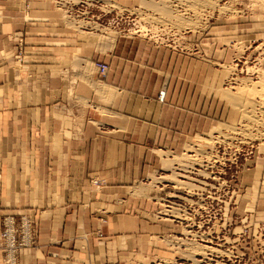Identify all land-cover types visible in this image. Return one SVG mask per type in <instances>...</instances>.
I'll list each match as a JSON object with an SVG mask.
<instances>
[{"label":"crops","instance_id":"crops-1","mask_svg":"<svg viewBox=\"0 0 264 264\" xmlns=\"http://www.w3.org/2000/svg\"><path fill=\"white\" fill-rule=\"evenodd\" d=\"M233 24L188 36L191 54L79 34L53 0H0V220L33 212L39 223L38 245L19 264H146L171 252L160 236L181 226L154 220L144 182L165 167L159 154H183L214 126L202 112V73L209 83L218 62L236 58L220 44L230 31L247 32L245 42L264 36ZM99 62L109 66L105 79ZM258 154L233 183L240 214L259 233L264 146Z\"/></svg>","mask_w":264,"mask_h":264},{"label":"rangeland","instance_id":"rangeland-1","mask_svg":"<svg viewBox=\"0 0 264 264\" xmlns=\"http://www.w3.org/2000/svg\"><path fill=\"white\" fill-rule=\"evenodd\" d=\"M111 1L116 2L121 9L125 8L131 11L130 26H127L126 29L129 32L118 34L114 29L110 30L109 28L108 32L105 30L107 34L104 32L89 33L76 30L69 25L71 30L90 36H123L142 39L148 38H145L144 33H141V36H139L140 34L134 35L136 26L142 31H150L148 34H152V36L175 30L178 34L185 35L180 51L191 54L194 52V48L197 49V46L194 48L191 46L195 42H192L188 36L204 33L211 28V23L215 21L221 27H228L234 25L233 22H239L240 29H243L244 25L252 28L249 35H264V0H142L137 6H127L118 0ZM59 12L64 18V14ZM246 18L247 23H242L241 20ZM228 19L232 21L231 24L224 25V23L227 24ZM134 24L135 26H133ZM66 25L68 26V23ZM163 29L164 31H162ZM246 33L230 31L228 34L235 36L226 42L220 41V44H226L227 48L234 52L236 58L228 62H218L215 67L217 69L213 72L214 77L209 83L205 82V79L208 81L209 73L205 71L202 73L204 80L202 112L205 116L212 114L216 117L214 126L198 135L197 142L199 144L189 145L181 155L168 156L169 154L163 153L162 156V153L161 155L158 153L160 159L166 162L164 170H158L144 182L149 188L148 196H151V200L157 203V210L153 215L154 220L181 226L179 232L160 236L171 252L165 255L155 254L148 259L146 264H168L171 261L174 264H180L185 262L184 260L190 264H198V257L203 256L195 257L194 255L201 246L208 250H214L215 255L216 253L222 254L216 248H210L200 243L202 241L200 237L203 238L205 235L200 236L199 231L195 228L197 225L201 228L203 223H197V217L191 213L193 211L190 209L197 206L203 208L202 200H193L198 193L201 195L202 192L207 191V187H203L205 184L202 181H206V178L202 177L204 176L203 171L209 175L211 173V177H222L216 183L211 180L206 181L215 187L209 191L211 194L205 192V195L202 196L205 202L207 201V206L200 210L202 212L200 219L205 222V230L207 231L209 227L231 226V230L223 231L220 236L232 237L231 241L237 245L239 250L243 249L242 245L245 246L244 250L247 252L246 259L249 264H264V228H261L259 233L255 232L251 226L255 223L245 220V217L240 214L237 204L241 187L233 183L238 179L239 173L247 168L249 161L259 156L258 152L263 146L258 149V143L241 142V147H237L239 150L237 153L230 149L236 148L233 147V142L237 135L236 129L240 128V125L254 123L257 127H264V36L262 38L258 36L255 40H250L251 42L247 39L246 42L250 43L246 45L245 40L238 38ZM153 39L157 42L156 38ZM251 134L247 131L241 135L245 139ZM191 150H196L198 154H201L200 158L213 163L209 165L211 168H201L206 166L203 163V166L196 165L187 173L181 172L182 167H180L179 161H185L189 156L197 154L191 153ZM170 157L178 159L169 161ZM224 162L227 166L220 164ZM174 174L177 176L182 174L185 177L176 178V176L173 177ZM178 181L194 185L196 187L195 194L189 195L188 190L177 188ZM199 197L197 196L196 199ZM173 211H177L181 219H177L172 213ZM242 228L248 229V233L244 237H242Z\"/></svg>","mask_w":264,"mask_h":264},{"label":"built area","instance_id":"built-area-1","mask_svg":"<svg viewBox=\"0 0 264 264\" xmlns=\"http://www.w3.org/2000/svg\"><path fill=\"white\" fill-rule=\"evenodd\" d=\"M53 2L55 8L64 14V18L66 23H68V26L70 25L76 30L79 29V31L89 33L104 32V34H107V30H109L110 28V30L114 29L118 34L123 32H129V30L126 31V29L127 26H130L129 15H131L132 13L131 11L125 8L121 9V7L114 1L112 2L111 0H53ZM133 26H135V24ZM162 31H164V29ZM149 32L142 31L138 28V26H136V31H134L133 34H140L139 36H141V33H144L145 38H148V40L153 41L157 45L165 46L167 48L169 47L177 51L182 50V41L185 35L178 34V32L175 30L168 31L163 34L159 33L158 35L153 36L152 34H148ZM150 35L151 37H149ZM153 38H156L157 42ZM20 56L21 53L19 57ZM96 66L98 69V76L101 79H105L109 71V66L102 62L97 63ZM164 97L165 95L163 93L160 96V99L163 100ZM240 126V128L236 129L237 135L234 139L235 143L233 142V147L236 148H230L231 150H234V152L237 153L239 151L237 147H241V142H244L246 144L258 143V149L264 146V127H257L254 123H247ZM247 131L251 132L252 134L250 137L248 136L244 139L241 134ZM251 153L253 152L251 151ZM215 162L217 163V161H214V163ZM204 163L206 166H203L201 168H211L209 165L213 164L209 163L207 159ZM220 164L222 166H227L226 162ZM203 175L204 176L202 177L204 179L206 178V181L211 180L213 183H216L217 181L219 182L222 179V177L218 176L211 177V173L209 175L205 173V171H203ZM206 181H202L205 184L203 185V187H207V191L205 192L211 194V192L209 191L214 189L215 186L207 183ZM93 184L101 185L99 181H93ZM200 185L202 186V184ZM205 192H202L204 194L201 193V195H199L200 193H198L197 196H200L199 198L196 199L197 196L193 198L194 201L202 200V202H204V204L202 203L203 208H200L198 206L190 208L193 211L191 213L195 214L197 217V223H203L201 228H199V226L197 225L195 230L199 231L200 236H203V234L205 235L204 238L200 237V240H202L200 241L201 244L209 246L210 248H216L217 250L221 251L222 254L218 255L216 253L215 255V253L210 251L209 253L211 254L208 255L206 258L198 257V264H249L248 260L246 259L247 252H245L244 250L245 246L242 245L241 247L243 249L239 250L236 247L237 245H234L231 241L232 237H226V235H223L222 237L220 236L223 231L228 232V229H230L231 226H224L220 228L209 227L207 231L205 230V222L200 219L202 215V212L200 210L204 209L207 206V201L205 202V199L202 198V196L205 195ZM0 226V255L3 257V260L6 264H19L22 251L34 249L37 247L39 236V223L36 219L35 213L28 212L22 214L5 215L0 220ZM247 233L248 229L242 228V237L247 235ZM214 234L216 235L214 236ZM184 261L185 262H182L180 264H190L186 260ZM168 264H174V262L171 261Z\"/></svg>","mask_w":264,"mask_h":264},{"label":"bare ground","instance_id":"bare-ground-1","mask_svg":"<svg viewBox=\"0 0 264 264\" xmlns=\"http://www.w3.org/2000/svg\"><path fill=\"white\" fill-rule=\"evenodd\" d=\"M244 110V109H243ZM197 150V149H196ZM193 151V150H191L190 152L191 153H193V152H195V153H197V151ZM200 155L201 154H196V156H189L188 157V159H185V161H179L180 163L179 164H181L180 165V167H182V171L181 172H188V170L189 169H194V167L197 165V166H203V163H204V159H202V158H200ZM175 159H178V158H175ZM191 172V171H190ZM174 176H176V178H184L185 176H182V174L180 175H178L177 176V174L175 175H173V177ZM176 183V182H175ZM178 183H179V185L177 186V188H181V189H186V190H188L189 192H188V194L189 195H191V194H195L194 192L196 191V187L194 186V185H189V184H186V183H183V182H181V181H178ZM197 189H199V188H197ZM195 196V195H194ZM174 215H175V217L177 218V219H181V217H180V214L177 212V211H173L172 212ZM168 215V214H167ZM186 215V214H185ZM170 216V215H169ZM174 217V216H173ZM181 222V221H180ZM201 227V226H200ZM187 233V232H186ZM191 233V232H190ZM194 235V234H193ZM204 238V237H203ZM197 241V240H196ZM210 251H212L213 253H215V251L214 250H208V249H205L204 247H200L198 250H196L195 251V257H198V256H203V258H206L209 254H211V253H209ZM206 256V257H205Z\"/></svg>","mask_w":264,"mask_h":264}]
</instances>
